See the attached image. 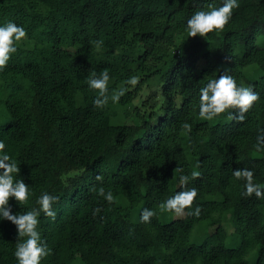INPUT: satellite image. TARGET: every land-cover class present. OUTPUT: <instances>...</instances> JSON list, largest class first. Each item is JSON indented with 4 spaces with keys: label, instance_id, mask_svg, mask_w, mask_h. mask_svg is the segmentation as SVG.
Instances as JSON below:
<instances>
[{
    "label": "trees",
    "instance_id": "obj_1",
    "mask_svg": "<svg viewBox=\"0 0 264 264\" xmlns=\"http://www.w3.org/2000/svg\"><path fill=\"white\" fill-rule=\"evenodd\" d=\"M223 2L0 0V25L27 32L0 70V140L30 189L22 204L10 198L11 209H39L44 192L59 197L55 217L38 216L50 249L41 264H264V199L242 196L245 181L233 175L252 170L264 186V0H239L222 31L185 30L194 12ZM105 70L109 97L126 91L99 108L87 78ZM225 74L259 99L243 120L235 108L206 120L200 88ZM154 82L159 90L142 98ZM194 170L200 175L181 185ZM191 188L200 216L160 211ZM145 208L155 211L150 223L140 220ZM202 225L215 230L194 237ZM18 238L17 226L0 220V264H18Z\"/></svg>",
    "mask_w": 264,
    "mask_h": 264
},
{
    "label": "clouds",
    "instance_id": "obj_2",
    "mask_svg": "<svg viewBox=\"0 0 264 264\" xmlns=\"http://www.w3.org/2000/svg\"><path fill=\"white\" fill-rule=\"evenodd\" d=\"M239 0H224L220 7L209 4L207 8L197 10L188 19L185 30L189 37H206L213 31H222L229 24L233 10L239 8ZM26 29L14 21H8L0 25V70L7 66L12 58V54L17 52L18 44L26 37ZM96 48L103 45V40H94L92 42ZM109 80L110 75L107 70L100 75H92L87 78L90 89L98 90L94 99V105L103 108L107 105L109 99L113 102H119L120 97L124 95L126 88L122 87L119 92L109 97ZM138 83L136 76L129 77L128 85L135 86ZM259 99V94L250 87L238 84L236 79L231 75H220L218 77L209 75L207 83L200 88L198 101L199 115L206 120H212L218 115L229 109H238V119L243 120L253 102ZM185 128L191 126L187 123ZM257 147L264 144V136L258 138ZM6 145L0 140V220L7 219L17 226L18 242L14 251V256L18 264H41L43 257L49 254L47 244L42 240L41 233L38 230L40 223L38 216L42 211L45 215L55 217L53 202L59 197L48 192L42 193L37 198L39 209H33L26 212L14 214L10 205V198H15L20 204L28 200L30 195L29 185L24 179H16L14 174L20 172L16 160L5 151ZM200 175L198 171H192L191 175H181L180 184L186 185L190 179ZM233 175L239 180L245 181L244 190L241 195L251 197L253 194L258 198L264 199V186L254 182L253 171L249 169L234 170ZM100 177H98L99 179ZM99 195L104 197L108 202H113L114 196L111 191L105 192L103 188L99 190ZM198 195L196 188L186 191H179L174 196L169 197L160 205L161 212L174 213L183 215L188 209L190 214L200 216L201 208L197 205L192 209L194 200ZM99 212L100 209L95 210ZM155 215L153 209L145 208L141 212L140 220L142 222H151V217Z\"/></svg>",
    "mask_w": 264,
    "mask_h": 264
},
{
    "label": "rangeland",
    "instance_id": "obj_3",
    "mask_svg": "<svg viewBox=\"0 0 264 264\" xmlns=\"http://www.w3.org/2000/svg\"><path fill=\"white\" fill-rule=\"evenodd\" d=\"M244 86L245 87H249L246 83H244ZM159 90V86H158V84L156 83V82H154V84H152L151 86H149L148 88H146L145 89V91L142 93V98H147L148 97V95L150 94V93H152V92H154V91H158ZM1 107H3V105H1ZM3 109V108H2ZM4 110V109H3ZM3 124H5V122H3V120L0 122V125H3ZM185 215V212H184V214L183 215H175L174 214V217L175 218H180V217H183ZM225 227H226V230H227V232L229 233V234H231V233H233V231H234V227H233V225L231 224V222L230 221H227V222H225ZM215 230V227L214 226H209L208 228H205V227H203V225L202 226H199L198 228H196L195 230H194V237H195V234L196 235H202V234H204L205 232H207V231H209V232H213ZM201 240H202V238H201ZM229 242V245L230 246H233L234 244H235V242L234 241H232L231 239L228 241ZM254 257H255V252L254 253H252V254H250V259H251V263H253V261H254Z\"/></svg>",
    "mask_w": 264,
    "mask_h": 264
}]
</instances>
